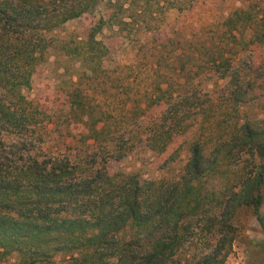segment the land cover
<instances>
[{
	"label": "trees",
	"instance_id": "1",
	"mask_svg": "<svg viewBox=\"0 0 264 264\" xmlns=\"http://www.w3.org/2000/svg\"><path fill=\"white\" fill-rule=\"evenodd\" d=\"M104 1L0 0V262L17 254L18 264H228L241 212L251 211L264 232V119L239 114L252 90L244 84L242 50H209L224 90L220 105L210 94L185 90L181 80L178 88L164 80L124 101L125 108L131 103L130 117L110 122L90 94L76 88L61 111L87 151L78 157L45 152L40 131L51 120L24 92L41 91L38 68L52 49L81 65L90 57L102 66L116 42L108 45L98 35L129 24L122 17L114 23L110 10H100ZM138 1L151 5L109 3L125 13ZM251 3L244 0L223 27L256 56L264 49V15ZM88 15L94 26L87 34L70 41L53 37ZM156 111L153 131L137 132L133 117ZM199 124L203 131L174 180L111 171L143 139L156 156L170 155L168 168L179 156L175 139ZM251 243L250 264H264V241Z\"/></svg>",
	"mask_w": 264,
	"mask_h": 264
},
{
	"label": "rangeland",
	"instance_id": "2",
	"mask_svg": "<svg viewBox=\"0 0 264 264\" xmlns=\"http://www.w3.org/2000/svg\"><path fill=\"white\" fill-rule=\"evenodd\" d=\"M109 1L105 0L100 10L108 14L107 10H110L114 23L122 17L129 24L123 26V32L118 31L116 24L113 29L108 27L98 35V40H105L107 44L116 42L103 58L102 66L97 67L90 57L81 65L75 58L64 56L59 48L52 49L47 61L38 68L41 91L24 92L41 110L42 117L48 116L46 119L51 120L48 121L51 122L48 130L40 131L46 139V153L78 157L87 151L81 136L71 128L70 119L61 111L65 96L78 87L90 94L94 106L107 112L110 122L116 117L122 121L130 117L127 108H131V103L125 108L124 101L140 98L164 80L175 88L179 87L181 80L185 90L210 94L220 105L224 90L209 55L211 48L229 51V54L242 50L241 72L245 77L244 84L252 90L248 104L239 114L241 118L264 119V49L253 56L251 47L240 46L223 27L229 15L243 6L244 0H199L198 3L191 0H149L150 6L138 1L132 10L125 13L111 7ZM251 5L264 15V0H252ZM93 26L94 16L88 15L69 22L52 35L55 39L70 41L87 34ZM14 68V64L11 65L12 71ZM154 114L157 111L149 113L147 118L143 114L135 115V130L143 136L150 134L153 131L150 121ZM220 114L221 111L216 113L219 121ZM200 127L199 124L192 133L175 139L172 147L179 156L176 161H169L168 168L163 165L170 160V155L156 156L149 150L147 139H143L144 142L138 143L129 157L112 163L111 171L138 173L145 180L152 181L174 180L188 162L190 143L201 135L203 129ZM237 225L240 234L228 264H250L255 259L251 242L264 241V232L249 210L239 214ZM19 261V256L14 254L0 264H18Z\"/></svg>",
	"mask_w": 264,
	"mask_h": 264
}]
</instances>
